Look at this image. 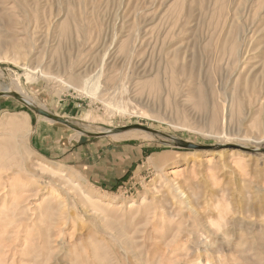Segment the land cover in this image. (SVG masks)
<instances>
[{
	"label": "rangeland",
	"instance_id": "374dc122",
	"mask_svg": "<svg viewBox=\"0 0 264 264\" xmlns=\"http://www.w3.org/2000/svg\"><path fill=\"white\" fill-rule=\"evenodd\" d=\"M1 1L0 264H264V0Z\"/></svg>",
	"mask_w": 264,
	"mask_h": 264
},
{
	"label": "crops",
	"instance_id": "0c3cea01",
	"mask_svg": "<svg viewBox=\"0 0 264 264\" xmlns=\"http://www.w3.org/2000/svg\"><path fill=\"white\" fill-rule=\"evenodd\" d=\"M101 153H97L96 155H89L88 156V167L87 169L90 170L92 173L94 171V176H97V178L103 180V179H109L112 182H115L117 178L122 177V164L120 162H117V160L109 161L108 159H105V156H101ZM111 157L112 154H110ZM114 155H117L116 153ZM122 155L119 154V157ZM101 157V158H100ZM86 165V162H85Z\"/></svg>",
	"mask_w": 264,
	"mask_h": 264
},
{
	"label": "water",
	"instance_id": "95a60500",
	"mask_svg": "<svg viewBox=\"0 0 264 264\" xmlns=\"http://www.w3.org/2000/svg\"><path fill=\"white\" fill-rule=\"evenodd\" d=\"M2 95H11V96H14L18 99H20L19 95L16 94V93H7V92H4V91H1L0 92V96ZM37 114L39 115H42L50 120H53V121H58V122H61L63 124H66V125H69L70 124L67 122V120L65 119H62L54 114H51L45 110H42L40 108H32ZM130 129H138V130H142V131H145V132H148V133H153V134H156V133H159L157 130L153 129V128H150V127H147V126H143L141 124H130V125H126V126H121V127H118L116 128V132H120V131H126V130H130ZM90 135H95V136H99V135H104L105 133L104 132H101V133H89ZM175 140V144L178 146V147H181V148H187V149H202V148H205V146H202V145H198V144H195V143H192V142H189V141H182V140H177V139H174Z\"/></svg>",
	"mask_w": 264,
	"mask_h": 264
},
{
	"label": "bare ground",
	"instance_id": "6f19581e",
	"mask_svg": "<svg viewBox=\"0 0 264 264\" xmlns=\"http://www.w3.org/2000/svg\"><path fill=\"white\" fill-rule=\"evenodd\" d=\"M2 1L0 0V10H3L2 9ZM2 12L0 11V22L2 23V27L3 26H5L4 28H6L7 26L8 27H11L12 25L14 26V27H16L17 25H19L20 23V21L19 20H16V19H13V18H9L8 16L7 17H4V16H2ZM4 15V14H3ZM23 23V22H22ZM10 24H11V26H10ZM7 29H9V28H7ZM11 29V28H10ZM13 29V28H12ZM18 29V28H17ZM14 30V29H13ZM21 30V29H20ZM7 32L8 30H6V29H0V32ZM12 31V30H11ZM16 31V30H15ZM14 31V32H15ZM18 32H20V31H18ZM13 36V35H12ZM19 39V38H18ZM15 40V39H14ZM12 41V40H11ZM40 54V53H39ZM67 57V56H66ZM45 70V69H44ZM81 71V70H80ZM75 72V73H71L70 75H71V77L74 79V80H76V81H79V80H81L82 79V77H83V75H82V72ZM13 79V78H12ZM12 79H11V81H12ZM10 81V82H11ZM12 82H14V81H12ZM14 85L15 86H13V87H15L16 88V90L17 89H19V82L18 81H16L15 83H14ZM12 87V88H13ZM67 87H72V86H67ZM4 92H7V93H12V90H11V88L10 87H6V89L5 90H3ZM20 97V101L23 103V104H25L26 106H28V107H30V108H37L38 106L33 102V100H32V98H30V97H28V96H26L25 97V95L24 96H22V95H20L19 96ZM201 97V96H200ZM199 97V98H200ZM46 118V117H45ZM48 119V118H47ZM50 120V119H49ZM111 130H106L105 132H110ZM264 149V148H263ZM255 151H257V150H259V149H254ZM36 169V168H35ZM45 172V171H44ZM59 174V173H58ZM60 174H62V176H63V173H60ZM192 264H202V263H200V262H195V263H192Z\"/></svg>",
	"mask_w": 264,
	"mask_h": 264
}]
</instances>
